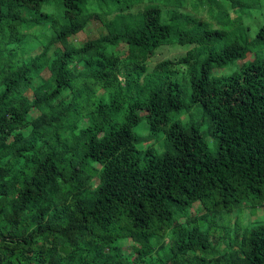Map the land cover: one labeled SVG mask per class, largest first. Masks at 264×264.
Listing matches in <instances>:
<instances>
[{
	"label": "trees",
	"instance_id": "obj_1",
	"mask_svg": "<svg viewBox=\"0 0 264 264\" xmlns=\"http://www.w3.org/2000/svg\"><path fill=\"white\" fill-rule=\"evenodd\" d=\"M100 1L60 0L69 25L26 58L10 48L23 40L13 10L50 0H0V264H264V224L242 235L236 225L223 250L212 239L233 211L264 208V61L210 79L245 57L236 39L208 48L199 71L192 51L148 68L164 45L227 38L220 26L257 0H108L111 20L77 18ZM213 9L228 21L199 19ZM91 19L99 35L72 47ZM183 64L215 154L197 126L171 122L186 108L173 81ZM142 118L163 129L162 155L137 148ZM195 204L201 214H190Z\"/></svg>",
	"mask_w": 264,
	"mask_h": 264
},
{
	"label": "rangeland",
	"instance_id": "obj_2",
	"mask_svg": "<svg viewBox=\"0 0 264 264\" xmlns=\"http://www.w3.org/2000/svg\"><path fill=\"white\" fill-rule=\"evenodd\" d=\"M255 3L257 6L252 9H245L243 11H238L237 14L231 15L230 18L233 22L227 25L228 27L222 28L220 26V29H223L228 33L227 38H224L218 43L208 44V46H206L207 48L204 50L202 46L197 45H164L160 47L155 53V56L148 61L149 70H152L158 62L164 59L178 58L179 56L186 55V53L192 51L193 54L196 55L194 60L196 59V68L199 71L202 67V63H204L209 56L210 52L208 51V48L219 51L227 43L236 39L245 44L248 51L245 54V57L235 60L221 68H214L209 74L210 79L239 74L252 63L263 62L264 45H262L261 42L256 41V34L259 27L264 23V0H257ZM116 7L117 6H113L108 0L100 1L99 5L95 4L93 6L87 5L81 7L77 18L86 19L88 15L96 13L103 17L109 15L108 18L111 20L114 16L110 14L115 11ZM249 11H251V18L245 16ZM13 12L19 14L23 21L17 26L19 33L21 31L23 34V40L10 47L19 54V57L25 56L28 58L35 56L38 49L46 43L51 35L69 25L68 20L64 16V10L60 0H50L49 4L41 6L39 11L19 8L13 10ZM198 17L200 20H204L205 18L203 22L209 23H214L215 19L219 20V18L224 22L228 21L226 16L220 15L215 9H213V12L207 10L206 14L203 12L199 14ZM101 27V22L99 20H89L81 32L70 38V41L73 43L72 47L79 46L86 39L97 37ZM60 46V44H56V47ZM189 69V64L174 67L176 74L173 77V81L182 86V100L186 105V108L179 114L172 113L170 119L171 122H178L184 127H189L191 125L197 126L207 142L210 152L215 154L217 151V144L212 134L211 124L202 113L200 107L190 104V91L186 78ZM38 114L39 113L35 111L34 116H37ZM134 133L138 138L137 148L140 151L150 148L156 156H160L169 149L163 129L151 133L145 118L141 119L139 125L134 129ZM199 207L198 204H195L190 210V214H201V212H197V208ZM244 207L245 206H242V208ZM219 223L222 225H218L219 229L213 231L212 239L214 238L213 240L218 242V244H216L217 249L223 250L225 244H227L230 237L233 235L236 225L240 228L239 235H242L245 229L264 224V208H257L254 210L246 206L242 210L238 209L233 211L229 217L219 221ZM225 226L228 228L222 230L221 227ZM226 232H228L230 237L226 236ZM123 250L126 254L132 252V242L130 240L125 242Z\"/></svg>",
	"mask_w": 264,
	"mask_h": 264
}]
</instances>
